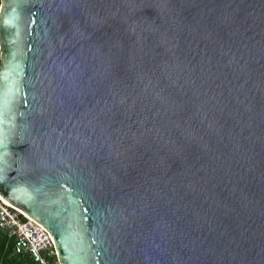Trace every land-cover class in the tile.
I'll return each instance as SVG.
<instances>
[{
    "label": "water",
    "instance_id": "water-1",
    "mask_svg": "<svg viewBox=\"0 0 264 264\" xmlns=\"http://www.w3.org/2000/svg\"><path fill=\"white\" fill-rule=\"evenodd\" d=\"M0 196L60 264H264V0H0Z\"/></svg>",
    "mask_w": 264,
    "mask_h": 264
},
{
    "label": "built area",
    "instance_id": "built-area-1",
    "mask_svg": "<svg viewBox=\"0 0 264 264\" xmlns=\"http://www.w3.org/2000/svg\"><path fill=\"white\" fill-rule=\"evenodd\" d=\"M0 230L14 239L13 254H26L36 264H60L49 232L1 196Z\"/></svg>",
    "mask_w": 264,
    "mask_h": 264
},
{
    "label": "trees",
    "instance_id": "trees-1",
    "mask_svg": "<svg viewBox=\"0 0 264 264\" xmlns=\"http://www.w3.org/2000/svg\"><path fill=\"white\" fill-rule=\"evenodd\" d=\"M14 239L8 238L0 230V264H36L28 255H16L14 251Z\"/></svg>",
    "mask_w": 264,
    "mask_h": 264
}]
</instances>
